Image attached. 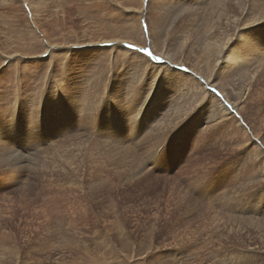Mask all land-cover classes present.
Here are the masks:
<instances>
[{
    "label": "rangeland",
    "instance_id": "obj_1",
    "mask_svg": "<svg viewBox=\"0 0 264 264\" xmlns=\"http://www.w3.org/2000/svg\"><path fill=\"white\" fill-rule=\"evenodd\" d=\"M110 1L112 3H105L101 11L89 8L82 15H75L79 26L73 30H58L52 35L51 44L34 32V27L28 24L30 21L23 17L14 19L15 25L0 34V123L3 125L11 120L16 128L24 130L25 136L23 139L15 135L14 141H6L12 145L0 142L3 168L18 160L24 164L17 172H0V264H264V221L257 216L252 222L248 218L250 211L247 216L240 211L250 197L246 194L250 190H246L245 185L257 182V178H250L249 174L253 170L259 173L264 159L263 79L253 83L252 96L247 92L240 98L245 99L240 111L245 128L232 123L230 116L210 121L212 114L222 111L220 105H208L212 100L208 101L206 97L195 98L196 85L192 87L190 82L182 86L180 82L168 83L170 88L165 82L159 95L154 88L148 98L150 84L146 87L147 92L138 95L139 102H133L134 111L151 109L157 112L154 123L145 119L146 125L150 124L145 128L147 131L142 132L141 127L132 128L133 134H129L136 138L135 141L124 142L120 134L108 131L102 134L99 124L83 122L82 112L78 122L73 115L69 128L58 133L54 125L49 126L50 123L44 121V111L37 113L38 119L32 115L35 119L32 127L26 124L22 115L26 116L32 103L35 104L33 110L40 111L35 102L40 97L37 92L41 87H46L52 97L65 104L66 111L76 114L80 102L91 101L78 99L82 92L80 85H88L89 92L100 94L105 100L111 98L114 85L109 84L108 79L113 78L115 72L125 71L126 62L137 61L132 56L135 52L155 64L161 63L152 60L143 49L166 60L170 66L174 65L171 67L183 66L185 71L197 69L187 54L185 60L191 64L183 62L182 51L186 43L179 34L183 30L189 32L192 36L189 40L198 32L204 36L207 30L204 22L210 20L211 10L217 3L204 0L203 4L194 7L186 0L176 9L188 10L168 17L170 0ZM176 2L172 0V10H175ZM194 10L200 12L191 15L200 21L196 25L200 30L183 25L191 17L185 16L187 12ZM223 21L227 23L228 19L223 18ZM165 23L166 27L162 28ZM259 32L264 38V27ZM228 38V32L218 33L216 44L225 43ZM236 41L234 48L243 50V44L248 40L241 36ZM124 47L130 51L122 50ZM195 49L201 54L199 46L195 45ZM200 49L204 51L203 46ZM251 53L253 55L252 50ZM138 59L139 74L143 72L144 75L142 80L148 78V69L157 72V66L146 69ZM250 61L251 67L261 69L257 73L260 75L261 63L254 59ZM250 72L238 70L234 81L237 84L246 82ZM207 75H204L206 78L201 75L203 82L200 83L206 86L209 94L219 95L221 107L228 110L242 90L232 86L228 78L214 81ZM73 79L78 82L76 90ZM65 82H68L67 89L75 85L70 89L71 93L61 90L66 88ZM125 99H129L127 95ZM183 100L186 102L182 104ZM39 101L42 106V98ZM76 101L75 107L72 102ZM52 107H46L50 119L60 115H56L60 110ZM183 109L191 115L185 114ZM98 110L100 116L96 120L104 121L103 112ZM81 111L86 110L81 107ZM13 113L15 117L9 118ZM113 114L114 111L109 112L106 119L113 118ZM156 131L161 139L154 135ZM250 132L259 133L261 138L257 139ZM156 157L160 158L159 167L150 164ZM146 162L151 175L141 180L130 176ZM238 163L242 167H236ZM252 163L254 166L251 167ZM29 164L39 171L32 170ZM4 173L8 174L6 180L2 179ZM238 175L244 177L238 180L241 177ZM187 192L190 196L186 194L185 197ZM9 203L15 205V210L19 209L13 216L6 206ZM230 211L234 212L231 214Z\"/></svg>",
    "mask_w": 264,
    "mask_h": 264
},
{
    "label": "bare ground",
    "instance_id": "obj_2",
    "mask_svg": "<svg viewBox=\"0 0 264 264\" xmlns=\"http://www.w3.org/2000/svg\"><path fill=\"white\" fill-rule=\"evenodd\" d=\"M185 1L186 0H177V2L174 5L175 6V10H172L173 3H172V0H170V14H168V17H172V16L175 17V14H177V13H179L181 11V10L176 9V8L180 4H182L183 2H185ZM208 1L211 2V3L215 2L217 4H216V8H213L211 10V16L209 18L210 20L208 21V19H207L204 22V24L207 26L206 34L204 36H202V35H200L201 33L198 32V33H196L194 35V37H193L192 40H189L192 37L189 32H185L183 30L182 33L179 34V36L182 37L184 39L185 43H186V47L182 51V54L184 53L183 62L188 63V64H191V62H192V66L193 67L196 66L197 69H194L193 68V69H189V71H185V67H183V66L171 67V66H174V65H171L170 66L169 64H167L166 60H164V59H159L158 61L161 62V63L160 64H155L154 62H151V60L149 58H144V56L141 57V56L135 54L136 53L135 52L132 56H135L134 59L137 60V61L126 62L124 64L125 71H122L121 74H117L115 72L114 73L115 74L114 77L108 79V83L114 85V87L111 88V98L108 97V99L105 100L104 99V96H102L100 94L93 93V92H89L87 90L88 85H85V84L84 85H80L81 86L80 89H81L82 92L80 91L81 92V95L78 96V99L80 100L81 98H88V100H91V101H84L83 99H81L83 101L80 102L79 104L86 111H81V107L79 106V104L77 103V101L74 102V103L72 102V105H74V104L77 105L78 104V107H76L74 105L76 107V110H75L77 112V114H76L74 111H66L65 109H68V108L65 106V104H62L56 98L52 97L51 94L49 92H47V90L45 89L46 87L45 88L44 87H41L38 92L35 91V92L39 93V95H40V97L35 102L36 103V106H37L36 108H38L40 111H34L33 110V107H32V105L34 103H32L31 106H30V110H28V112L26 113V116L22 115L23 118H24V120L26 121V124L28 126H31L32 127L33 122L35 123V119L32 117V115L35 116L38 119L37 113H41V111H44V121L50 123L49 126L54 125V128H57V132L56 133H58V131L66 130V129L69 128V125H70V122L69 121H71L73 119V115H76L75 116V119L77 118V122H78L79 121L80 112H82V114L84 115L83 116V122L84 123H89L90 125H98L99 124V127L98 128L102 131L101 132L102 134L104 132L108 131L111 134L112 133L120 134V137L124 139V142H126V140H132V139L135 141L136 138L135 137H132L129 134V132L131 134H133V129L132 128L141 127V131L144 132V130H146L145 128L150 125V124L148 126L146 125V120L149 119L152 123H154L155 122V117H156L155 112H157V111H151V109L148 110L147 112L146 111H137V110L134 111L135 108H133V104H134L133 102H137L138 101V99H139L138 95L141 92L142 93H145L143 91H146V87L147 86H150V84H151V88H150L151 90L149 89L148 92L146 91L148 98H149V96H150V94H151V92L153 91L154 88H155V90H157V94H158V92H162L163 91L162 87L165 85L164 84L165 82H166V87L167 88H170V85L168 83L171 84L172 82H180V85L182 86V85H184V84L186 85V83H189L190 82V85L192 87H194L196 85L195 86V89H194L196 92H194V94H193L195 96V98L201 99V98H205L206 97L208 101H209V99L212 100V103L210 101V103L208 105H214L216 103H218L220 105V108H221L222 111H218L217 113L212 114L213 115V117H212L213 119L210 118V121L220 120L222 118H227V117L230 116L231 117L230 120L232 121V123H234L239 128H245V126H243L244 125L243 116H242V114L240 112L244 108L245 99L240 100V98L241 97H244V94L247 93V92H248V96H250L251 95V92L253 91V88H254V84L253 83L254 82H257V80H259V81L262 80V79L264 80V38H263L262 34L259 32V30L262 29V27H264V24L258 26L260 23H264V0H208ZM115 2H118V1H115ZM121 2H119V3H121ZM189 2H190V5L191 6L194 5V7H195V6H200L199 4H203L204 3V0H189ZM105 3H112V2L110 0H107V1H105V0H62V1H58V0H0V34L1 33H6L7 30H10L11 29V27L8 29L9 26H11L12 24L15 25L14 24V21L17 18L23 17L25 20H27V21L29 20L30 21V23H28V24H29V26H33L34 27V29H33L34 32L38 33L41 37H43L44 40H46L47 42H49L51 44L52 43V41H51L52 35L53 34L55 35V33L58 30H61V29H69V28L73 30L75 27L79 26V20H78V18H76L75 15H82L84 13V11L86 9H89V8H92L93 11H101V10H103V7H104ZM203 8L206 9L205 6H203ZM127 10H129V9H127ZM182 10L185 11V10H188V9H182ZM183 11H181V12H183ZM197 13L200 14V12H196L194 10L192 12H187V15H185V16H191V15H195ZM197 16L199 17V15H197ZM140 17L142 18V15ZM223 18H227L228 19L227 23H225L223 21ZM1 19H5V20L2 21ZM6 19H8V20H6ZM199 23H200V21L197 18H195L194 16H191L189 19H187V22L183 23V25L184 26H187V27H192V28L197 29L196 28V25H199ZM91 25H93V24H91ZM165 27H166V23H165V25H163L162 28H165ZM197 30H200V29H197ZM225 32H228L229 38L226 40L225 43H222L221 42L219 44H216V40H215L216 35L218 33H225ZM241 36H245V39L248 40V41H246L243 44V50H239V48L238 49H235L234 47H235V45L237 43L236 39L240 38ZM195 45H197V47L199 46V50L201 51V54H198V51L195 49ZM200 46H203V50L205 51V53H203L204 51H202L200 49ZM121 49L124 50V51H126V52L130 51V49L125 48V47L124 48H121ZM251 50L253 52V55L251 53ZM1 53H2V51H1ZM186 54L191 58V62H188L187 60H185V59H187L186 58ZM50 56H48V57H50ZM204 56H208V57H204ZM138 58L141 59L140 62H143L144 63L146 69L147 68H153V67L157 66L158 69L157 70L155 69L157 71V72H155L156 74L154 72H152L150 69H148V78L146 77V79L142 80V78H143L144 75H143V72H141V74H139V70H138L139 67L137 68V64H138V60H139ZM8 59H10V58H8ZM92 59L90 60L91 63H93V60ZM253 59L255 61H257V62H260L261 65H262V73L260 75L257 74L261 70L260 68H253V67H251L252 64H251V61L250 60H253ZM10 60H13V59H10ZM195 61H196V63H194ZM13 62H15V61L13 60ZM151 64H153V66H151ZM162 64H166V65H162ZM11 65H8V66H11ZM84 69H87V68H84ZM240 69H242V71L243 70H246V71H251V72L248 73V77H247L246 82H241L240 84H237V82L234 81V78H235V74ZM193 70H195L196 72L193 71ZM95 73H96V71H95ZM206 73H208L209 75H207V76H209L210 78L212 77V80H214V81L216 79L227 80V78H228L231 81V85L232 86H234L238 91H241L242 90L240 96H238V98L234 101V103L229 105L230 108L228 110L225 107H224L225 109H223L221 107V102H220L221 97L219 95L217 96L213 92L212 93L210 92V94H209L206 86H204L203 84L200 83V82H203L200 78L202 76L206 75ZM158 76H159V78H157ZM204 77L206 78V76H204ZM73 78H74V76H73ZM202 79H203V77H202ZM75 81L76 80H74V79L72 80V82H75ZM61 83H63V82H61ZM67 83L68 82H65L64 83V85L66 86V88H64V87H62V89L60 87H58V88L61 89L63 91V93H67L68 94V93H71L70 92V89H72L73 86L75 87V85L73 84L69 89H67V87H68V84ZM77 83L75 82V84H77ZM140 83H143V86L144 87L143 86L141 87L140 86ZM94 85H96V84H94ZM133 85L135 86V91H134V93L131 96H129V88L132 87ZM209 87H211V86L209 85ZM77 88H78V84L74 88V90H76ZM226 93L228 94L227 91H226ZM85 94H87V95H85ZM103 94H104V92H103ZM218 94H219V92H218ZM126 95H127V99L129 98L128 100L125 99V96ZM175 96H176V94H175ZM178 97H180V96H178ZM41 98H42V102H43L42 103V106L45 103V107L44 108L41 106V103L39 101V100H41ZM43 98L48 99V101L47 100H44ZM147 99H143V102L146 103L147 102ZM178 102H180V101H178ZM185 102L186 101L182 102V104L185 103ZM194 102H195V100H194ZM140 104H141V102H140ZM187 104L190 105L189 103H187ZM197 104H199V103H197ZM47 105L53 106L52 108H54V109H56V108L59 109L60 111H57L56 115H58V114H60V115H58L56 118L53 117L52 119H50L48 117V111H47V108H46ZM87 105L89 106V108H88ZM138 105H136V107H138ZM148 105H149V103H148ZM185 105H184V107H185ZM174 106H177V105L174 104ZM96 107L98 109H100L101 112H103V114H104L103 115L104 116V121L98 122L96 120L97 117L100 116V111L98 109H96ZM182 107H183V105H182ZM119 108H121V110H123V111H119L118 110ZM124 108H126L127 111H124ZM189 108H191V107H189ZM138 109H140V106H139ZM112 111H114V114H113L114 117L112 118V116H111L110 119H106L107 117H105V116H107V114L109 115V112H112ZM171 111L172 110H170L169 112H171ZM84 112H87V113H84ZM88 112H89V114H88ZM187 112H188V110L185 111V114ZM173 115H175V114H173ZM13 116H14V113H13V115L11 114L9 116V118L10 117H13ZM139 116L141 117V120H140V117ZM261 117H262L261 129L264 130V114H262ZM18 118H19V116H18ZM127 118H128V120H127ZM185 118H187V116ZM168 119H169V117L167 118V120ZM170 119H171V117H170ZM179 119H177V120H179ZM207 119L209 120V118H207ZM207 119H205L206 120L205 122H208ZM228 121H229V119H228ZM121 122H123V123L121 124ZM168 122H169V120H168ZM13 123L14 122H12L11 120L3 123V125L0 123V127H2L0 129V142H4V143L8 144L6 141H14L15 135L16 136L18 135V136H20L23 139L25 138V136L23 135L24 130H21L19 128H16L13 125ZM160 125H162V123ZM28 126H27V128H28ZM230 126L232 127V125H230ZM158 128H160V126ZM202 128H204V126ZM128 129H130V131H128ZM233 130H234V128H233ZM66 132H68V131H66ZM77 133H79V132H77ZM163 133H164V131H163ZM80 134H82V133H80ZM80 134H78V135H80ZM251 134L253 136V134H255V133H251ZM154 135L155 136H160V134H157V131L155 132ZM28 136H29V134H28ZM254 136L257 139L258 138H261L259 133L258 134H255ZM153 139H155V137L152 138L151 140H153ZM160 139H161V136H160ZM157 140H159V139H157ZM8 145H12V144H8ZM262 145H263V143H262ZM62 146L63 145H61V147ZM72 146H73V144H72ZM3 149H4V147H3ZM261 150H263L262 147H260V151ZM56 151H57V149H56ZM123 152H125V151H123ZM50 154L51 153H49V155ZM152 161L153 162L150 163V164H154V166H156V167H159L160 166V158H157V157L156 158H153ZM22 162L23 161H20V160L15 161V162H12V163H10L11 165L9 167H7V168H3V163L1 162L2 164H0V172H12V173L13 172H17L18 170H20V168L23 169L24 164ZM131 164H133V163H131ZM138 164H142V162L141 163H137V165ZM193 164H195V163H193ZM197 164H198V162H197ZM197 164H196V166H198ZM253 164L254 163L251 164V167L254 166ZM29 166H30V168L32 170L39 171V169L35 165L29 164ZM137 167H139V165ZM151 167H153V165ZM236 167H242V165H240L238 163ZM191 168L194 169L195 166L193 165V167H191ZM9 169H11V170L10 171H6V170H9ZM149 169H148V164L146 162L139 169L133 170V172H132V174L130 176H135L137 180H141V179L146 178L147 176L151 175V172L149 171ZM127 171H128V169H127ZM129 171H131V169ZM234 172H236V170ZM240 174L243 175L244 172H241ZM199 175H200V173H199ZM241 175H238V176H241ZM249 175H251L250 178H257V182H255L253 184H246L245 185L246 186V190H250L248 192L246 191L247 192L246 194H250V197L245 201V204H242L244 206H242L243 208L240 211L245 212V215L246 216L249 215L250 212H251V214L248 216V218L252 222H253L254 219L257 218V216H261V218L264 221V159H263V164H262V166H261V168L259 170V173L258 172H255L253 170L252 172H250ZM7 176H8V174L7 173H4L2 175V179L3 180H6L7 179ZM15 177H17V176H15ZM243 177L244 176L238 177V180L242 179ZM152 179H154V178H152ZM195 179H196V177H195ZM226 183H227V181H226ZM177 184L178 183H176V185ZM77 185H78V183H77ZM181 186H183V185H181ZM181 186H180V188H181ZM252 187H254V188L252 189ZM174 188H175V186H174ZM243 189H245V188H243ZM182 191H181V193H183ZM179 193L180 192H178L177 194H179ZM186 194H188V192L187 193H184V196L185 197H186ZM180 196H181V194H180ZM180 196H179V198L182 197V196L181 197ZM231 197L233 198V196H231ZM183 199H185V198H182V200ZM188 199H190V198H188ZM212 200H213V198H212ZM177 201H179V200H177ZM186 202H188V204H189V201L188 200ZM230 202H231V198H230ZM13 203L12 204L9 203V204L6 205L8 208L11 209V214H10L11 216H13L14 214H16L19 211L18 208H17V210L14 209L15 205ZM229 205H230V203H229ZM16 206L18 207V204ZM222 207H223V205H222ZM227 207H229V206L227 205ZM232 207H233V205H232ZM177 208H179V207H177ZM234 209H235V207H234ZM232 212H234V211H232ZM232 212H231V214H232ZM228 217H231V215L229 214ZM182 222H184V221H182ZM179 228H180V226H179ZM190 230L188 232H190ZM192 237H193V235H192ZM255 241L257 242L258 240H255ZM257 244H259V243H257ZM255 262L257 263V261H255Z\"/></svg>",
    "mask_w": 264,
    "mask_h": 264
},
{
    "label": "snow or ice",
    "instance_id": "obj_3",
    "mask_svg": "<svg viewBox=\"0 0 264 264\" xmlns=\"http://www.w3.org/2000/svg\"><path fill=\"white\" fill-rule=\"evenodd\" d=\"M147 3V0H145ZM131 47V46H130ZM142 51H145L149 57H151L152 60H159L160 58L157 56H154L150 51L147 49H143ZM135 91V86L133 85L132 87L129 88V96H131Z\"/></svg>",
    "mask_w": 264,
    "mask_h": 264
}]
</instances>
